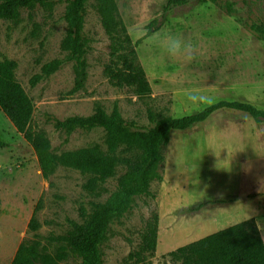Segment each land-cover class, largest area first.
<instances>
[{
	"label": "rangeland",
	"instance_id": "374dc122",
	"mask_svg": "<svg viewBox=\"0 0 264 264\" xmlns=\"http://www.w3.org/2000/svg\"><path fill=\"white\" fill-rule=\"evenodd\" d=\"M116 1L133 42L151 30L136 46L138 60L152 87L150 96L139 97L132 88L116 87L105 75V64L111 57V38L102 25L96 0H87L86 4L85 31L93 42L87 55L86 85L77 92H72V63L61 49L67 28V0L58 1L51 8L23 10L19 21L0 19V59L17 62L16 77L34 103L31 127L47 134L55 153L97 143L106 149L103 128L68 132L58 128L54 121L89 115L98 103L108 112L117 105L125 119L141 125L149 124V109L175 117L199 112L176 94L177 90L187 88L211 90L220 100L248 102L264 109V48L255 44V37H264V0H190L170 10L164 8L168 0ZM169 33L195 45L194 61L166 54L159 40ZM55 58L63 60L62 67L32 85L30 80L41 72L42 65ZM183 132L171 134L165 149L163 181L154 180L150 187L156 198L136 197L134 208L110 224L108 237L101 245L102 264H136L126 258L140 246L147 221L154 212L159 214V224L161 221L159 239L147 264H182V260L169 253L226 228L227 224L219 228L218 223L211 225L217 228H200L197 225L204 218H190L202 194L201 180L205 182L210 177L207 171L213 174V188H223L228 193L248 188L255 192L264 187V121L224 108ZM0 137L7 142V146L0 147V264H11L24 240H40L41 251L54 256L60 243L51 241L50 236L65 234L70 229V219L82 221L80 206L90 208L92 200H105L115 194L117 179L125 169L119 166L116 176L98 194H92L83 188L89 176L72 168L61 166L45 179L33 147L1 108ZM252 153H260L262 159L256 155L242 157ZM179 160H183L187 170L181 168L182 164L179 168L175 165ZM261 168L259 182L253 188L248 176L257 175ZM201 173L204 177H196ZM196 180L195 189L190 185ZM40 199L41 209L36 213L40 227L30 231L28 223ZM223 202L220 199L214 203ZM247 202L242 203V208H247L244 212L249 215L253 204ZM257 214L259 225L264 226V209ZM51 264H81V258L70 252L66 259Z\"/></svg>",
	"mask_w": 264,
	"mask_h": 264
},
{
	"label": "trees",
	"instance_id": "16d2710c",
	"mask_svg": "<svg viewBox=\"0 0 264 264\" xmlns=\"http://www.w3.org/2000/svg\"><path fill=\"white\" fill-rule=\"evenodd\" d=\"M58 1L62 0H0V19L19 21L23 10L51 8ZM67 1L69 4L64 14L67 28L61 41V49L72 63V92H77L86 85L89 68L87 55L93 38L85 31L87 0ZM189 1L168 0L164 8L170 10ZM96 9L111 38V57L105 64V75L116 87L132 88L139 97L150 96L152 87L145 68L138 60L136 46L150 35L151 30L133 42L116 0H96ZM228 10L231 11L230 6ZM62 65L63 60L60 58L45 62L41 72L31 78V84L36 85L43 78L51 76ZM17 66L15 60L0 59V108L33 147L45 179H49L61 166L72 168L88 175L83 188L92 194H98L103 185L116 176L119 166H123L125 171L117 179L115 194L105 200H92L90 208L80 206L82 221L70 219V229L65 234L50 236L51 241L60 243L54 256L41 251L40 240L32 243L24 240L11 264L58 263L66 259L70 252L81 258V264H102L101 245L108 237L110 224L134 208L136 197L156 198L150 187L154 180L163 181L165 149L172 132L185 131L224 108L243 111L259 122L264 121V109L238 100H220L212 108L176 117L149 109L148 125L125 119L117 105L108 112L98 103L89 115H72L65 119L56 118L54 121L58 128L68 132L77 128H103L106 149L97 143L58 154L53 151L47 134L31 127L34 103L16 77ZM5 146L7 142L0 137V147ZM41 205L42 199L29 220L30 231H36L40 227L36 213ZM158 231L159 214L154 212L147 221L140 246L129 252L127 261L147 264L149 257L157 249ZM169 254L182 260V264H264V237L256 219L251 218L182 245Z\"/></svg>",
	"mask_w": 264,
	"mask_h": 264
},
{
	"label": "crops",
	"instance_id": "0c3cea01",
	"mask_svg": "<svg viewBox=\"0 0 264 264\" xmlns=\"http://www.w3.org/2000/svg\"><path fill=\"white\" fill-rule=\"evenodd\" d=\"M179 133H184V132L179 131ZM171 139H172V136H171L170 140ZM179 151H181V150L179 149ZM253 155H256V157L260 160L262 159V157H261L262 155H260V153L247 154V155H243L242 157L244 158V156H246L248 158H251ZM224 158H230V157L225 156ZM210 161L211 160H208V162H210ZM180 164H182L181 168L186 169L185 165H183V160H179V161L175 162V165H178V168H179ZM209 167L210 166L208 165V168ZM262 171H263V169L261 168V170H258L257 175L248 176L249 177L248 180L251 183V185H253V188L255 187L256 182H259L258 177L261 175ZM207 172H208V175L210 177L213 175V174H210L209 171H207ZM196 177L202 178V177H204V175L202 173L198 174V175L196 174ZM210 177H206L205 182L203 179L201 180L202 187H201V190L199 192H201L202 194L200 195V197H198V200H196L197 204L194 202L197 205V208H196L194 214H192V216L190 217V218H192L191 220H194V221L197 220L198 218L199 219L204 218V220L202 221V224L197 225V226H200V228L205 227V226L212 227L211 225L218 223V226L220 228L225 224H227L228 226H231L233 224H236L238 222H241V221L246 220V219H251V218L256 219V221L259 225V219L260 218H259V215L257 214V212L260 214L264 209V206L262 207V205L264 203L261 204L262 201L264 200V187L260 188V191H255V192H253V190L251 188H248L246 190L240 189V191H238V193L236 191H230L228 193L223 188L222 189H220V188L214 189L213 184L210 181ZM196 182H197V180L193 181L190 186H192L196 189L197 186H193V184H195ZM195 192L197 193L196 190H195ZM220 199H223L224 202L223 203H214L215 201L220 200ZM247 201L251 202L253 204L252 208L248 212V213H250L249 215L245 214V212H244L245 209H247V208H242V206H243L242 203L247 202ZM254 203H259V204L254 205ZM191 208H193V207H190V209ZM252 215H255V216H252ZM192 223L194 224V222H191V224ZM160 224H161V221H160ZM160 224H159V226H160ZM259 227H260L262 235L264 237V226L259 225ZM212 228H217V227L214 226ZM204 235H205V232H203V236Z\"/></svg>",
	"mask_w": 264,
	"mask_h": 264
},
{
	"label": "clouds",
	"instance_id": "9594fccd",
	"mask_svg": "<svg viewBox=\"0 0 264 264\" xmlns=\"http://www.w3.org/2000/svg\"><path fill=\"white\" fill-rule=\"evenodd\" d=\"M255 44L259 48H264V37H255ZM159 46L169 57L182 56L188 62L194 61L197 57L195 45L180 35L171 33L164 35L159 40ZM176 94L181 96L195 111H204L220 102V97L211 90L187 88L177 90Z\"/></svg>",
	"mask_w": 264,
	"mask_h": 264
}]
</instances>
